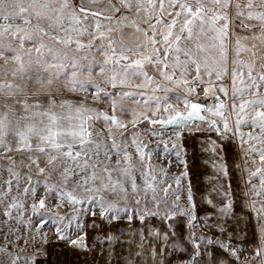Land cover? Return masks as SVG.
Returning a JSON list of instances; mask_svg holds the SVG:
<instances>
[{
  "label": "snow or ice",
  "instance_id": "6c2138e0",
  "mask_svg": "<svg viewBox=\"0 0 264 264\" xmlns=\"http://www.w3.org/2000/svg\"><path fill=\"white\" fill-rule=\"evenodd\" d=\"M0 216V264H264V0H0Z\"/></svg>",
  "mask_w": 264,
  "mask_h": 264
},
{
  "label": "rangeland",
  "instance_id": "374dc122",
  "mask_svg": "<svg viewBox=\"0 0 264 264\" xmlns=\"http://www.w3.org/2000/svg\"><path fill=\"white\" fill-rule=\"evenodd\" d=\"M201 100H204L203 97H201ZM208 102H211V100H209ZM152 127H156V126H152ZM157 128V127H156ZM202 133L204 136L206 135H212L213 137L216 136V134L214 132H199ZM142 136L144 139H151L153 140V143H151L149 145V148L153 151L154 155L152 157V162L155 164H159L161 166H164L168 172L169 177H172L174 175H179L180 173H182L184 171V165L180 162V160H178L177 156H176V151H179L181 153V159H183L184 161L187 162V170L189 173V176L187 178H182V185L186 186L188 180L190 179V176L192 174L198 175L197 172H199V167L198 166H194L193 162L190 161V159L186 156V153H184V148L182 149L184 141L186 143H189V141H191L190 144H196V142H194L195 137H197V133H189L187 132V130L184 131L183 133V139H175L172 138V133L170 131H165V136L168 137V144H169V149L168 152L165 153L164 152V148H163V144L157 145V143H155V141L158 139L156 137H151V134L147 131L142 132ZM193 141V142H192ZM176 144V148L173 149L172 145ZM194 146V145H193ZM193 146L189 147V150L193 151H197L196 146L193 148ZM193 151L191 152V154L193 153ZM159 152L160 154L157 155L155 153ZM193 161V160H192ZM230 168H231V163H230ZM212 169V168H211ZM213 170V169H212ZM175 186V185H174ZM4 217L0 216V221H3ZM127 223L126 221H119V223L123 224V223ZM136 223H138V221H134ZM133 222V224H134ZM252 252L253 249L252 248H246L245 249V254L247 256H249V259H241V260H250L252 258ZM241 254V255H242Z\"/></svg>",
  "mask_w": 264,
  "mask_h": 264
},
{
  "label": "crops",
  "instance_id": "0c3cea01",
  "mask_svg": "<svg viewBox=\"0 0 264 264\" xmlns=\"http://www.w3.org/2000/svg\"><path fill=\"white\" fill-rule=\"evenodd\" d=\"M173 102H175V101H173ZM195 133H197V137H195V139H194V142H196V144H193V143L190 144L191 141H189V143H186L185 140H183L184 143H183V145H180V146H182V149L184 148V150H183L184 153H186V156L190 159L191 162H193V165L199 167V172H197L198 175L192 174L190 176V180L192 181V183L194 185L199 186V185H203L205 183L204 176L205 175L210 176L213 172V170L211 169L212 168L211 167V161L213 158V154L210 151L204 150V147H203L204 141L202 139L204 137V135L202 133H199V132H195ZM207 136H211L213 139H215V137H213L211 134L207 135ZM190 146H193V148L196 146L197 151H195V150L193 151V149H192L193 153L191 154L192 151L189 150ZM113 223L116 226L122 225L119 222H113ZM138 225H139V221H138V223L134 222V224L132 226L137 227ZM240 258L241 259H249V256L242 254Z\"/></svg>",
  "mask_w": 264,
  "mask_h": 264
},
{
  "label": "water",
  "instance_id": "95a60500",
  "mask_svg": "<svg viewBox=\"0 0 264 264\" xmlns=\"http://www.w3.org/2000/svg\"><path fill=\"white\" fill-rule=\"evenodd\" d=\"M157 128H159L160 126L159 125H155Z\"/></svg>",
  "mask_w": 264,
  "mask_h": 264
}]
</instances>
